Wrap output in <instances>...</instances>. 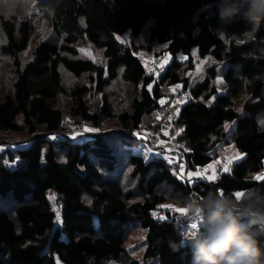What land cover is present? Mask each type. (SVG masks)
I'll use <instances>...</instances> for the list:
<instances>
[{
	"label": "trees",
	"instance_id": "16d2710c",
	"mask_svg": "<svg viewBox=\"0 0 264 264\" xmlns=\"http://www.w3.org/2000/svg\"><path fill=\"white\" fill-rule=\"evenodd\" d=\"M33 2L36 12L0 16L6 38L1 50L13 57L16 74L12 91L0 96V130L32 135L29 146L14 145L7 159L0 154V264H190V250L169 247L187 228L185 220L161 207L172 193L187 200L209 190L233 197L250 188L264 190V180L255 179L264 175V25L247 35L243 22L219 32L215 0ZM35 15L49 25L40 36ZM146 27L147 46L167 43L164 50L171 55L158 76L137 59L142 47L117 39L126 31L135 38ZM82 39L102 49L106 63L83 55ZM194 47L201 56L228 63L222 73L226 90L214 83L216 63L205 80L191 82L186 73L195 66ZM180 54L188 59L180 60ZM66 76L76 82L69 86ZM83 76L103 94L98 109L85 96L90 85ZM176 84L190 97L173 122L181 127L176 139L186 145L180 152L187 162L183 172L162 152L146 159L132 149L145 116L161 108L163 88ZM127 87L133 90L128 109L117 112L113 98ZM62 97L69 99V115L95 127L117 116L121 129L84 139L62 133ZM228 143L244 154L230 171L219 168L213 180L187 178ZM50 190L59 195L62 226ZM134 226L146 230L142 258L126 245Z\"/></svg>",
	"mask_w": 264,
	"mask_h": 264
},
{
	"label": "rangeland",
	"instance_id": "374dc122",
	"mask_svg": "<svg viewBox=\"0 0 264 264\" xmlns=\"http://www.w3.org/2000/svg\"><path fill=\"white\" fill-rule=\"evenodd\" d=\"M32 10L36 12L34 2H32L31 11ZM27 12L30 11L28 10ZM46 20H47L46 17L35 15L34 17L35 36H40L48 32L49 25ZM223 35L225 36V34ZM117 39L119 40L120 43L122 44L125 43L127 45H130L134 40L140 47H142L139 53H142L148 59L150 58L158 59L162 63L163 68L166 67V65L171 60V55L164 50L167 46V43L156 42L153 43V46L151 48L147 46V44H150L148 27L144 28L141 34L135 38H133V36L129 31H126L124 33H117ZM5 41L6 38L0 25V96H3L5 93L12 91L13 89L12 86L16 79L15 64L13 57L3 53L1 50V45H3ZM78 49L83 55L92 58L95 62L99 64L106 63V58L104 56L103 50L94 47L90 42L86 41V39H82L78 43ZM82 49L84 50L83 52L81 51ZM192 56L195 66L186 73L187 75H189L191 82L195 83L197 81L205 80L207 75L209 74L208 71L209 67L216 63V67L218 69V76L214 79V83L218 84L220 90H226L222 88L224 87L222 73L227 68L228 63L226 61L216 62L211 54H208L206 56L199 55L197 47L193 48ZM29 57H30L29 51L22 54L23 60H26ZM178 58L182 61L188 59V57L183 54H180ZM68 80H70V82H68ZM82 80L90 85V89L87 91L85 96L91 105V109L93 110L98 109L102 104L103 94L101 92H98L95 89V86L89 83L87 76H83ZM66 82L70 86L71 83H75L76 81L71 76L70 77L66 76ZM127 88L128 89L126 90V93H124L123 91L117 92L118 94H116V96L113 98V103H114L113 106L115 111L117 112L122 111L124 109H128L129 106L128 95L131 96L133 90L132 88L129 87ZM181 89H182L181 84L168 85L164 87L163 90L165 94L161 98V108L146 115L142 127L139 129L140 131H137L139 140L135 141V143L132 144V149L142 153L146 159H150L155 155H159L161 154V152L164 153L165 156H167L168 158H173L181 154L184 155V153H180V152L182 151L181 147L182 146L185 147L186 145L185 143L180 144L176 139L177 134L179 133L181 127L177 126L176 124H171L167 129L164 128V122H163V117L168 114L172 115V117L175 119L180 107L189 100L190 98L188 95L189 91L181 92L182 95L180 96L176 94V90H181ZM69 103L70 102L67 97H62L59 99V106L62 107L66 113L64 120V128L61 130L62 133L65 134L68 133L72 135L73 138L83 137L84 139L87 138V134H91L93 132H97V131L111 132L121 129V124L117 116L103 118L99 127H95L91 123L86 122L80 119L79 117L71 116L68 113ZM23 118L24 116L20 114L19 120H23ZM262 122L264 123V119H262ZM50 136H54V134H51ZM31 137L32 135H29L28 133H20V132L17 133V132L0 130V154L4 155V159H7L8 150L10 151L11 147H14V145H18V144L20 146L27 147L31 143L30 140ZM3 151L4 153H2ZM222 155L227 157L226 164L228 165L230 171L231 168L233 167V164L237 162L240 158H242L244 154L241 153L233 143L222 145L218 149V157L210 164L204 166L203 169L205 171H209L211 168L214 167L217 168V170L218 168H220L221 171H224V166L226 164L221 165V167L218 164L220 160V156ZM237 156H239V159L236 158ZM183 171H185V168H183ZM189 172L202 173L203 171L194 170V171H188V173ZM212 172L209 174V176L214 175L216 178L217 174H212ZM128 177L129 176L126 175L125 177L126 182ZM48 193L50 200L52 202V208L57 213L56 223L58 226H62L61 203H60L59 195L53 190H50ZM51 197H55V199H51ZM185 201L186 200L184 197L182 198L179 194L177 195L172 193L171 197L164 205L182 207ZM163 209H166L171 213L177 214L179 217H182V214L176 211L170 210L168 208H163ZM158 214H164V212L159 211ZM145 236H146V230L136 226L131 228L130 234L128 236L126 245L131 250L133 255L138 258H142L144 252ZM59 264L62 263L59 262Z\"/></svg>",
	"mask_w": 264,
	"mask_h": 264
},
{
	"label": "clouds",
	"instance_id": "9594fccd",
	"mask_svg": "<svg viewBox=\"0 0 264 264\" xmlns=\"http://www.w3.org/2000/svg\"><path fill=\"white\" fill-rule=\"evenodd\" d=\"M33 0H0V16L26 13ZM215 14L227 33L234 23L243 22L249 31L264 25V0H215ZM181 219L187 222L182 238L171 241L172 251L190 250V264H264V190L250 188L237 198L219 190L187 199Z\"/></svg>",
	"mask_w": 264,
	"mask_h": 264
},
{
	"label": "built area",
	"instance_id": "2783aa9c",
	"mask_svg": "<svg viewBox=\"0 0 264 264\" xmlns=\"http://www.w3.org/2000/svg\"><path fill=\"white\" fill-rule=\"evenodd\" d=\"M137 59H139L142 63H144L150 70L151 73H153L155 76L159 75L162 70L165 68H163L162 63L156 59V58H146L142 53H137L136 54ZM176 94H178V96L182 95L180 90H176ZM174 118L172 117V115H165L163 117V122H164V128H167L173 124L174 122ZM57 139H59V136H56ZM169 160L171 161L172 165L176 168H181V165L183 166V168L186 167V157L185 155H177L173 158H169ZM227 163V157L222 155L220 156V160H219V165H224ZM199 171H203L202 174L203 176H201V178L205 179V180H209L206 177H209V174L211 171H205L202 167L199 168ZM264 174V173H263Z\"/></svg>",
	"mask_w": 264,
	"mask_h": 264
},
{
	"label": "snow or ice",
	"instance_id": "6c2138e0",
	"mask_svg": "<svg viewBox=\"0 0 264 264\" xmlns=\"http://www.w3.org/2000/svg\"><path fill=\"white\" fill-rule=\"evenodd\" d=\"M81 51L83 52L84 50L82 49ZM236 158L239 159V156H237ZM224 171L225 172L229 171V167H228L227 164L224 166ZM181 172H183V166L182 165H181ZM187 176H188V179L191 180L193 177H201V176H203V174L199 173V172H189L187 174ZM206 178L211 180V179H214L215 176L213 175V176H209V177H206ZM255 179L264 180V175H257L255 177ZM241 195H242V193H236V197L237 198H239ZM51 199H55V197H51ZM161 207L162 208H168V209L176 211V212H178L180 214H184L187 211L185 208L175 207V206H171V205H161ZM153 214L156 215V213H153ZM160 219H165V217L164 216H160Z\"/></svg>",
	"mask_w": 264,
	"mask_h": 264
},
{
	"label": "crops",
	"instance_id": "0c3cea01",
	"mask_svg": "<svg viewBox=\"0 0 264 264\" xmlns=\"http://www.w3.org/2000/svg\"><path fill=\"white\" fill-rule=\"evenodd\" d=\"M210 171H213L212 174H218L220 172V170H217V168H214V167L211 168Z\"/></svg>",
	"mask_w": 264,
	"mask_h": 264
}]
</instances>
